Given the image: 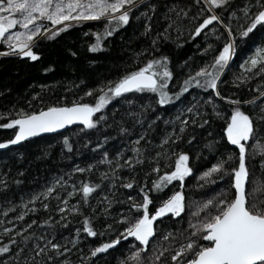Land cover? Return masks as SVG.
<instances>
[{"label": "snow or ice", "instance_id": "1", "mask_svg": "<svg viewBox=\"0 0 264 264\" xmlns=\"http://www.w3.org/2000/svg\"><path fill=\"white\" fill-rule=\"evenodd\" d=\"M145 3L147 0H0V42L5 46L0 50V56L16 54L20 57L36 60L40 53L34 51L33 48L39 38L52 39L75 25H82L86 21L104 20L103 27L92 33L95 39L88 46L90 51L100 50L103 47L102 41L128 24L132 18L133 9L143 6ZM196 3H202V7L192 19L195 20L197 17L203 16V20L196 25L190 36L196 37L201 34L202 30L206 29V26L211 25L212 22H217L227 32V38L225 39L217 27L211 28L209 34L215 36L217 41L224 40L225 42L215 55H211L216 49L214 44H207L200 50L210 58L195 71L192 70L191 66H188L187 74L179 82L177 91H169L170 81L174 75L170 68L169 57L150 55V58L143 62L140 67L124 72L115 79L101 81L94 88H88L83 95L93 96V93H97L94 96V102H81L79 99H74L71 104H49L46 107H40L38 111L18 110L14 118H9L6 124L0 125L4 128L15 126V133L10 139L0 140V149H7L8 146L16 145L26 138L41 133L55 132L63 129L66 125H72L74 122H80L83 125L82 128L78 129V132L93 129L107 120L106 106L116 98H122L125 95L154 94L156 97L155 104L163 106L180 100L193 87L205 92L211 90L214 95H208L203 100V105H211L214 115H221L220 112L216 111L217 104L214 97H218L232 106L231 115L223 128V134L231 145L238 148V164L231 168L227 166L230 161L236 159L235 153L227 152L225 156L217 157L215 162L201 171L197 176V181L203 180L207 184L215 183L213 177L221 182L226 177H231L230 188L234 189V194L229 189H221L200 202L188 201L184 192L185 178L194 172L189 153L186 151L176 153L169 151L168 148H163V151H157L154 155L147 156L148 145L152 142L148 141L142 146L141 141L147 132L146 130L141 131L114 156H110L108 152H103L98 161L94 160L84 167L74 166L66 174L68 178H65L62 171L60 175L52 174L45 186L32 192L28 199L22 197L19 201L21 210L17 216L12 218L17 223L23 221L29 213H37L40 209L51 210L49 201L53 199L57 202L55 212L59 214V219L53 220L52 216L41 219L39 224L51 229V231L45 230L43 234L34 230L29 231L33 225L37 224L35 219L19 228H17V223L10 221L9 227H2L5 221L0 220V240L3 239L2 234L10 233L12 237L7 242L0 243V254H5L6 257L0 261V264H52L55 257L70 252V248L64 245L69 243L73 246L76 245L81 232L86 233L88 237H96L97 235L103 237L105 233L115 234V238L104 240L95 247H91L88 255L82 257V261H76L75 264H90L92 258L106 252L113 246H117L121 240L129 237L134 238L133 244L129 246L131 250L124 257L118 258L117 264H143V253L151 242L150 238H154L158 230L154 222L158 218L166 217L167 214L178 218L188 207L193 208V211L189 213L188 228L190 232L188 237L177 245L173 232L170 229L166 231L160 237V242L153 245V252L150 256L152 264H159L165 252L170 249L172 250L170 256L172 264H264V200L257 202L253 199L249 203V197L253 196L256 189L254 188L252 192H249L246 188L248 178L251 175L246 166L248 156L246 144L257 131L254 120H264V104L260 105L259 114L253 112L249 115L241 107L242 104L255 105L261 97H264V91H260L258 97L241 101L238 97L233 98L231 95L222 96L219 90L223 74L227 71V67L236 52L237 38L244 39L258 28L264 29V0H243L242 7L233 8L228 13L227 23L215 9L217 7L226 8L229 0H196ZM155 9V4H149L136 17V19L141 16L146 17L144 34L150 32L149 19ZM174 9L175 5L168 11L171 12ZM180 11L185 17L188 15L187 8ZM205 12L209 14L204 15ZM233 20L236 21L235 25ZM168 21L164 33H158L156 37L152 38L153 47L158 44L161 36L165 39L170 38L167 32L174 21L171 17H168ZM234 28L235 32L233 31ZM261 39L264 40V33H262ZM144 54H148L147 48L137 52L135 58L138 60ZM240 68L241 74L233 77V83L246 82L252 79V76L249 75L250 72L253 75L264 73V42L254 45V50L240 64ZM257 68H259V72L255 71ZM261 84H264V81ZM260 87L261 85H257V90ZM33 97L37 98L38 94L34 93ZM200 99L203 98L194 96V103L181 106L178 115L172 117L174 125L175 122H179V133L175 131L166 132L160 139V146L170 144L173 137L175 140L180 139V134L187 128L185 122L189 121V115L184 113L195 112L197 116L205 114L202 111L203 105L200 103ZM124 103L131 106L135 101L128 99ZM154 106L149 100L140 106V112L125 114L136 117V124H142L144 110ZM115 111L116 109H114ZM9 115V113H0V116ZM181 115H183V119L180 118ZM159 118L157 116L154 119ZM153 122L152 120L148 121L150 126ZM191 123L195 124L196 120L191 119ZM207 123V120H200L201 125ZM105 126L108 125L105 124ZM130 131L132 130L123 126L118 129L119 133L125 135ZM62 139L64 148L71 150L73 145L70 143L69 136H64ZM108 139V137L103 138L102 143ZM191 139L192 137L189 136V140ZM219 139L217 137L216 140H208L205 147L214 153L217 151L215 145ZM95 148L101 149V143H97ZM257 149L261 154H264V144L259 141L253 144V151L255 152ZM129 150L132 155H128L125 159ZM44 155H47V152ZM173 156L174 166H171L170 158ZM161 158L164 160V168H161ZM145 160L154 164L149 169V173L155 177L151 182V188H148L146 183L139 184L138 193L119 201L114 200L107 193H102L103 202L106 206L101 209V212L106 219L114 215L109 211L114 203L129 205L128 208H121L120 212L115 214L118 217L115 223L126 224L127 226L117 230L113 228L111 223H106L103 230H97L94 227V221L99 214L84 215L82 204H89L90 194L100 188L101 185L88 179L70 183L73 173L90 172L94 168L98 169L99 165H105V169L99 171V176L102 180L110 181L108 187L111 191L116 185L117 179H121L119 170L128 169L132 171L135 165H141ZM260 165L261 169L264 170V160L260 161ZM169 168L170 170H168ZM149 173H144L146 181ZM8 179L7 173H0V188H7L6 181ZM122 179L125 180L122 185L124 188L133 189L137 184L134 173L133 179L129 180L126 177ZM175 181L179 182V187L174 188L170 194L164 197L163 193ZM16 183L19 184L20 181L17 180ZM201 186L197 184V187ZM69 187L71 190H67ZM65 191L66 195L61 198V194ZM77 194H80V200L74 204L71 203V198ZM137 196L142 197V199H137ZM156 196L163 198L154 199ZM153 203L157 205L154 211L150 208ZM15 207V204H11V207H6L3 211L8 213ZM92 207L94 210L96 206L93 205ZM73 214L81 216L83 227L78 226L75 230L76 235L72 236L70 240L68 237H61L63 241L61 243L56 240L57 232L54 226L57 224L61 227L67 225ZM169 237H172L169 244H163L162 242L168 241ZM200 237H203L206 243H199ZM137 241L139 242L138 247L136 246ZM29 243L32 247L28 248V254L25 255L24 249ZM13 246H16V251L9 257L7 254ZM41 257L46 258V260L42 261ZM61 264H73V262L66 257L61 261Z\"/></svg>", "mask_w": 264, "mask_h": 264}, {"label": "trees", "instance_id": "2", "mask_svg": "<svg viewBox=\"0 0 264 264\" xmlns=\"http://www.w3.org/2000/svg\"><path fill=\"white\" fill-rule=\"evenodd\" d=\"M243 0H229L226 8L217 7L215 11L222 15L225 23L228 22V13L233 8L242 7ZM149 4H155L156 9L151 13L149 23L151 29L148 34L143 33L146 17L136 19L140 12ZM175 9L171 12L168 9ZM202 7L197 4L196 0H147L143 6L133 9L132 18L129 23L116 30L113 35L105 38L102 41L103 47L97 51H90L89 44L94 42L95 37L93 32L101 29L104 20L99 21H86L82 25H75L52 39H45L43 37L36 41L33 48L34 51L40 53L36 60H31L28 57H20L16 54H9L0 56V113H9V116H0V125L6 124L9 118H14L15 113L24 109V111L39 110L40 107H46L49 104L67 103L71 104L74 99H79L81 102H94V96H84L83 93L88 88H94L101 81H107L117 78L124 72L131 71L141 66L151 56L166 55L169 57L170 68L173 71V78L170 81L169 91H177L179 82L187 74V67L191 66L192 70L203 65L210 57L202 53L200 50L206 47L207 44L216 45L215 51L211 55H215L219 48L222 47L224 40L217 41L215 36L210 35L212 27H217L219 32L227 38V32L223 29L222 25L217 22H212L211 25L206 26L201 34L196 37H191L190 33L195 30L196 25L202 22L203 16L192 19ZM187 8L188 15L185 17L180 11ZM255 10V9H254ZM179 13V15H178ZM209 13L205 12L204 15ZM168 17L174 21L169 27L167 32L169 39L160 37L158 44L152 46V38L156 37L158 33H164L165 27L168 25ZM233 24L236 21L233 20ZM91 30V31H89ZM235 32V28L233 29ZM264 29H257L252 32L247 38L236 40V52L230 61L227 71L223 74L222 82L220 84V91L222 96L231 95L233 98L239 100H250L252 97H258L260 91H264V73L260 75H253L252 79L233 83V77L241 74L240 64L245 60L250 52L254 50L256 43H262L261 39ZM143 48L148 49V54L141 55L137 60L135 54L141 52ZM3 46H0V50ZM183 62V63H182ZM48 69V71H45ZM259 72V68L255 69ZM257 85H261L257 90ZM38 94L37 98L33 94ZM208 95H214L211 90L207 92L196 89L193 87L183 97L168 105L155 104L156 97L154 94H141L125 95L122 98H116L106 106L107 120L98 124L93 129H85L78 132V129L83 126H72L59 133L40 136L21 143L18 146L0 151V173H7L9 179L6 181L7 188H0V220H4L2 227H9L11 223H17L13 217L17 216L21 210L19 201L21 198L28 199L32 192L38 191L41 187L45 186L50 180L52 174L60 175L61 171L67 177V173L74 166H86L92 161L100 160L103 152H108L110 156H114L117 151L124 148L128 142L139 135L141 131L147 132L141 145L147 144L148 141L152 143L148 145L147 156H152L157 151H163V148H168L171 152L178 153L179 151H186L189 153L191 166L194 172L185 178L184 192L188 201L200 202L212 196L214 193L219 192L221 189H229L234 194V189L230 188L231 177H226L223 182L215 180V183H207L203 180L197 181V176L201 171L206 169L215 162L217 157H223L227 152L236 154L235 161H230L228 167H235L238 164V150L228 145L226 136L223 134V128L226 126L227 119L231 115V105L218 97L216 100V111L220 112V116L214 115L211 105H203V100ZM196 96L200 99L203 105V116L195 115L193 113H184L189 115V121H186L187 128L180 134V139L173 140L170 144L160 146V139L166 132L175 131L179 133V122L172 121V117L178 115V110L181 106H187L194 103L193 97ZM134 100L135 103L131 106L124 103L125 100ZM151 100L155 105L152 108L144 110L142 124H136V117L126 115L125 113L140 112L141 105L146 101ZM264 104V97H261L255 105L247 104L241 105L242 110L251 115L253 112L259 114L260 105ZM114 109L116 111L114 112ZM199 111V109H198ZM95 115V114H94ZM159 116V119H154ZM98 118V117H97ZM183 119V115L180 116ZM195 119L196 123H191V119ZM207 120V124H200V120ZM154 121L150 126L148 121ZM168 121V123H165ZM105 124L108 126L106 127ZM123 126L129 128L130 131L127 135L118 132V129ZM254 126L257 131L255 135L246 144L248 149V156L246 166L251 175L248 178L246 188L252 192L255 188L256 191L253 196L249 197V203L255 199L257 202L264 200V170L261 169L260 161L264 160V154H261L257 149L253 151V144L257 141L264 144V120H254ZM15 133V128L0 127V140L10 139ZM69 136L70 143L73 145L72 149H66L63 146V137ZM189 136L192 137L189 140ZM109 139L102 143L103 138ZM215 147L217 151L210 152L205 147L208 140H216ZM101 143V149H96L95 145ZM47 152V155L44 153ZM22 154V155H21ZM199 154V155H198ZM128 155H132L131 151H127L125 159ZM161 168H164V160H160ZM171 166H174V156L170 158ZM153 163L147 160L141 165H135L133 170L128 169L119 170V177L116 185L109 191V180H102L99 176V171L105 169V165H99L98 169L94 168L90 172L73 173L70 183H77L80 180L88 179L92 182L101 185L100 188L94 190L90 194V203L87 205L82 204V212L84 215L99 214L94 221V227L97 230H103L106 223H111L113 228L119 230L126 227V224H116L115 220L118 218L115 214L120 212L121 208H128V204L114 203L112 208L109 209L114 215L105 218L101 209L106 205L103 202L102 193H107L112 196L114 200H123L127 196L134 195L139 191V184L146 183L148 188H151V182L155 178L149 169L153 167ZM170 170V168L168 169ZM133 173L137 184L133 189L124 188L122 185L126 177L133 179ZM144 173H149L147 181L145 180ZM110 175V174H109ZM20 183L17 184L16 181ZM197 184L202 185L197 187ZM79 187V184H77ZM179 187V182L175 181L163 193L166 197L174 188ZM67 190H71L69 187ZM66 190V191H67ZM59 191V189H57ZM66 191L61 194L66 195ZM80 194L71 198V203H76L80 200ZM163 197L156 196L154 199H161ZM137 199L142 197L137 196ZM10 201V203H8ZM98 201H100L98 203ZM51 210L40 209L37 213H29L23 221L17 223V228L22 227L29 221L35 219L37 224L32 226L29 231H36L43 234L48 226L40 225L39 221L48 216H52L53 220L59 219V214L55 212L57 202L55 199L49 201ZM15 204L16 207L12 208L8 213H4V208L11 207ZM93 205L95 209L93 210ZM157 205L153 203L150 208L155 210ZM193 211L192 207L186 208L181 213L180 217H172L167 214L164 218H158L154 223L157 225V232L154 238H151L147 250L143 253V264H152L150 256L153 252V245L160 242V237L164 235L169 229L175 235V243L178 245L188 237L190 229L188 228L189 213ZM82 228L81 216L73 214L70 222L61 227L59 224L55 225L57 232L56 240L63 243L61 237H68L69 240L72 236L76 235V228ZM3 239L0 243L7 242L11 239V234H2ZM80 238L76 245L65 244V247L70 248L68 254L55 257L52 264H61V261L66 257L71 260L73 264L76 261H82V257H86L91 247H95L104 240L115 238V234L105 233L103 237L97 235L96 237H88L86 233L81 232ZM19 239V238H17ZM172 237L168 241L162 243L168 245ZM134 238L129 237L121 240L117 246H113L106 252L98 254L92 258L90 264H117L118 258L124 257L130 251V245L133 244ZM199 243H206L203 237L199 238ZM136 246L139 244L136 242ZM32 245L29 243L24 249V254H28V248ZM16 251V246L10 248L9 257ZM51 254V253H50ZM172 250L165 252L159 264H172L170 256ZM5 254H0V261L5 259ZM44 261L46 258L41 257Z\"/></svg>", "mask_w": 264, "mask_h": 264}, {"label": "water", "instance_id": "3", "mask_svg": "<svg viewBox=\"0 0 264 264\" xmlns=\"http://www.w3.org/2000/svg\"><path fill=\"white\" fill-rule=\"evenodd\" d=\"M72 126H83V125H82L80 122H74L72 125H66L63 129L56 130L55 132L41 133V134H38L37 136L30 137V138H26L24 141L18 142L16 145L8 146L7 149H8V148L15 147V146H18V145H20L21 143H23V142H25V141H28V140H31V139H34V138H37V137H40V136L59 133V132L65 130V129H67V128L72 127ZM14 128H15V126H14ZM226 141H227V139H226ZM227 143H228V145H229L230 147L235 148V149L238 150V148H236L235 146L231 145L228 141H227ZM3 150H5V149H0V151H3ZM150 240H151V238H150ZM137 243L139 244L138 241H137Z\"/></svg>", "mask_w": 264, "mask_h": 264}, {"label": "rangeland", "instance_id": "4", "mask_svg": "<svg viewBox=\"0 0 264 264\" xmlns=\"http://www.w3.org/2000/svg\"><path fill=\"white\" fill-rule=\"evenodd\" d=\"M0 46H3V48L5 47L2 42H0Z\"/></svg>", "mask_w": 264, "mask_h": 264}]
</instances>
